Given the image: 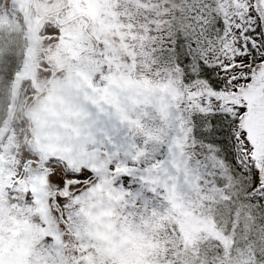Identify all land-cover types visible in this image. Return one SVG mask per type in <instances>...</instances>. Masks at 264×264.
I'll list each match as a JSON object with an SVG mask.
<instances>
[{"label": "snow or ice", "instance_id": "obj_1", "mask_svg": "<svg viewBox=\"0 0 264 264\" xmlns=\"http://www.w3.org/2000/svg\"><path fill=\"white\" fill-rule=\"evenodd\" d=\"M0 264H264V0H0Z\"/></svg>", "mask_w": 264, "mask_h": 264}]
</instances>
